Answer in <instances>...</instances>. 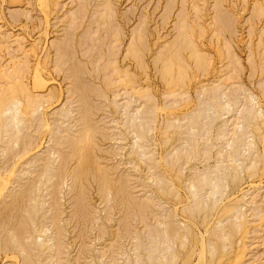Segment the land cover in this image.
<instances>
[{
	"label": "rangeland",
	"instance_id": "obj_1",
	"mask_svg": "<svg viewBox=\"0 0 264 264\" xmlns=\"http://www.w3.org/2000/svg\"><path fill=\"white\" fill-rule=\"evenodd\" d=\"M0 264H264V0H0Z\"/></svg>",
	"mask_w": 264,
	"mask_h": 264
},
{
	"label": "bare ground",
	"instance_id": "obj_2",
	"mask_svg": "<svg viewBox=\"0 0 264 264\" xmlns=\"http://www.w3.org/2000/svg\"><path fill=\"white\" fill-rule=\"evenodd\" d=\"M81 200V199H80ZM204 244V243H203ZM203 257V256H202Z\"/></svg>",
	"mask_w": 264,
	"mask_h": 264
}]
</instances>
